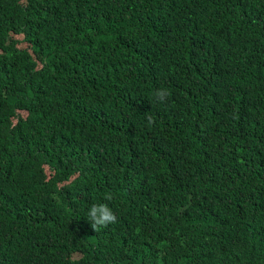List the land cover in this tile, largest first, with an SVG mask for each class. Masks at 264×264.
<instances>
[{
  "label": "trees",
  "instance_id": "16d2710c",
  "mask_svg": "<svg viewBox=\"0 0 264 264\" xmlns=\"http://www.w3.org/2000/svg\"><path fill=\"white\" fill-rule=\"evenodd\" d=\"M0 264H264V0H0Z\"/></svg>",
  "mask_w": 264,
  "mask_h": 264
},
{
  "label": "clouds",
  "instance_id": "9594fccd",
  "mask_svg": "<svg viewBox=\"0 0 264 264\" xmlns=\"http://www.w3.org/2000/svg\"><path fill=\"white\" fill-rule=\"evenodd\" d=\"M158 99L163 102L169 95L166 89L157 90L155 94ZM106 199H111L110 196ZM88 220L91 222V228L94 231H99L103 227H107L109 224L117 222L116 214L108 207L107 204H93L88 210Z\"/></svg>",
  "mask_w": 264,
  "mask_h": 264
}]
</instances>
